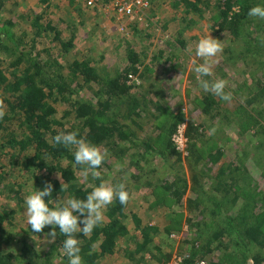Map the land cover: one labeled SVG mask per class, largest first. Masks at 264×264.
<instances>
[{"label":"trees","instance_id":"1","mask_svg":"<svg viewBox=\"0 0 264 264\" xmlns=\"http://www.w3.org/2000/svg\"><path fill=\"white\" fill-rule=\"evenodd\" d=\"M154 1L145 10L148 16L126 22L128 27L124 29L131 37L130 32L140 31L147 40L141 42L145 46L151 44L155 29L162 26L158 18L162 5L170 3L172 19L177 20L179 27L165 39L171 47L165 49L169 54L160 43L153 53L154 58L164 55V68H175V53L189 44L190 37L182 35L183 31L206 14L216 33H226L228 41L235 42L234 57L245 60L264 53V19L248 15V10L260 0ZM99 6L84 3L79 8L73 0H0V104L6 113L0 119V264L68 261L62 248L65 237L58 226L53 240L48 235L51 226L36 233L26 224L24 197L33 186L43 189L50 182L53 201L49 206L54 207L69 195L85 198L93 186L106 180L114 181L113 184L123 182L130 198L142 187L157 192L151 206H164L161 214L166 222L143 223L133 215L131 224L126 220L130 216L126 209L130 198L126 205L114 201L105 210L102 224L90 236L77 233L84 264H101L116 256H122L124 264H167L173 254L169 241L177 242V249L187 242L192 245L174 264H248L249 258L253 264H260L263 257L257 248L264 247V195L250 192L248 168L239 160L228 162L227 156L225 161L222 146L202 153L196 145L201 141L205 121L220 117L218 101L209 94L197 99L193 109L205 118L197 122L192 114L172 111L169 103L138 97L137 91L148 82L150 71L141 67V54L150 51L151 45L138 50L136 38L114 37L119 40L115 45L119 47V66H100L107 63L105 52L79 56V33L88 40L91 36L107 39L106 30L86 22L88 9L99 11ZM61 7L73 15L60 17ZM6 10L11 14L5 15ZM118 22L125 26L124 21ZM163 35H158L159 41ZM226 49L228 52L229 46ZM256 82L245 95L248 98L240 94V104L230 113L226 110L225 116L230 124L236 119L240 130L257 127L258 134L264 133V111L254 114L245 107L263 92L262 84ZM145 121L149 123L147 129ZM181 124L186 139L184 151L178 150L172 140ZM73 130L101 150H108L97 169L100 178L89 174V184L79 179L84 166L74 165V149L53 146L55 135ZM263 141L259 139L256 147L263 146ZM213 171L216 179L206 190L203 179ZM260 173L264 175V167ZM66 182L69 188L64 191L61 184ZM20 219L23 222L17 228ZM185 226L194 231L195 237H181L188 233L183 230ZM16 228H22L20 233ZM174 231L181 233L176 240L170 238ZM29 235L48 239V248L32 246ZM200 240L202 243L197 245ZM229 245L235 251L220 257L212 253ZM54 255L57 261L52 260ZM112 260L108 264L121 263L117 257Z\"/></svg>","mask_w":264,"mask_h":264},{"label":"rangeland","instance_id":"2","mask_svg":"<svg viewBox=\"0 0 264 264\" xmlns=\"http://www.w3.org/2000/svg\"><path fill=\"white\" fill-rule=\"evenodd\" d=\"M70 1V0H68ZM154 1V0H153ZM154 2H157L160 4L161 0H155ZM165 2H169L168 0H165ZM73 4L79 5V8H81L84 4L83 0H73ZM164 4V3H163ZM163 7V8H162ZM162 11L159 15V21L162 23V26L160 24L157 26V28L154 31V36L152 39V43L150 42L145 46L141 40L143 39L145 42L147 41L145 38H143L140 31L137 33H132V37L127 34L126 30L124 28L128 27V25L131 21H134L135 18H125V26L122 27L119 25L118 18L115 17V15H112V11L110 8H108L105 5H100L99 11L95 10L93 8L88 9V18L86 20L88 26H94L97 28H102L106 30V40L102 41L100 38L96 36H91L90 40L85 39L84 35L81 36L79 33L77 41V50L78 54L80 56H89L91 52L94 54V51L100 53L105 52L104 55V61L107 63L100 64V66H107V64H116L119 66L118 63V52L115 45L119 41L118 39H115L117 37H128L129 39L136 38L138 41V50H144L143 48L150 46V51L143 52L144 59L143 63L141 64V67H144V70L149 69L150 71L147 73L149 76L148 82L144 85H140L137 88L139 91L138 97H142V100H150L155 102H161L162 104L169 103L170 108L174 112H183L186 115H193L198 121L202 122L205 121L204 115H200L195 112L193 109L194 105L197 102V99L203 98V96L208 95L218 101V110L220 111V117L208 119L205 121V128L203 129V132L201 134V141L196 143L198 147L202 150V153H205L209 150H212L214 147H218L219 145L222 146L224 149V160L226 161V156L228 159V162L232 161H241L243 162V165H245L248 168L249 177L247 178V182L249 183L248 188L250 189V192L252 193H258V196L264 195V175L260 172L262 171L264 167V145H260V147H256L260 139L263 141L264 139V133L259 132L258 134L255 133L257 130V127L251 128L248 131L240 130L238 125H236L235 120L230 124L226 120V110L228 113L229 111H233L234 108L240 104L241 98L239 97L240 94L242 98L247 99L249 88H251L254 84V82L257 80L259 84H262L263 86V92H260L256 98L249 103V105L245 106L248 110L253 112L254 114H257L260 111H264V53L256 55L257 57H248L245 60L243 59H237L234 57L236 53L235 48V42H232L231 40L228 41L226 33H216L215 29L211 26L212 20L209 19V15H204L201 17L197 22L192 24L190 28H187L183 31V34L185 37L189 38V44H186L183 46V48L175 53L177 55V58H174L172 61L175 64L174 69H168L164 68L162 65V57L164 55H161L160 57L154 58L155 49L157 50V44L160 43L162 46V50L167 51V54H169L168 50H165L168 48V44L165 42L166 37L173 36V33L178 29L177 20L172 19L173 12L171 10L170 3L169 5L165 6L162 5ZM75 8V7H74ZM76 10V9H75ZM11 11L6 10L5 15H10ZM98 14L95 18L93 15ZM148 13H144L143 15H147ZM58 15L60 17H69L73 14L71 11H69L68 8L61 7L58 10ZM148 16V15H147ZM78 17V16H77ZM143 18V17H142ZM97 21V22H96ZM128 22V24H126ZM141 23V21H139ZM163 25H166L164 27ZM178 26V27H177ZM217 26H215L216 28ZM210 32V33H209ZM223 32V31H222ZM120 34L115 35V34ZM208 33L218 40H221L223 44V51L222 53L217 54L216 57L210 58V60L214 61L212 64V75L210 77H200V74L196 73L194 71L195 65H193L192 61L196 60L197 64L204 63V59L201 57H197L195 55L196 45L198 41L207 36ZM163 35L161 40L159 41L158 35ZM114 35V36H113ZM117 36V37H115ZM115 37V38H114ZM151 41V39H150ZM165 43H164V42ZM228 41V42H226ZM229 46L228 52L226 51L227 47ZM165 47V48H164ZM168 49H171L169 46ZM80 52V53H79ZM140 52V51H139ZM166 53V52H165ZM228 54H232V56H227ZM234 54V55H233ZM107 69V68H106ZM209 79V80H215V79H225L227 81L226 85V91H230L233 94V97L231 101H224L221 100L219 97L215 96L211 92H204V90L199 85V79ZM140 82V81H139ZM256 82V83H257ZM263 93V95L260 97V94ZM247 95V96H245ZM239 99H238V98ZM164 99V100H162ZM165 102V103H164ZM253 106V108H251ZM192 110L194 111L193 113ZM230 120V117H229ZM62 121L66 122V118H62ZM145 121L144 127L147 129L149 123ZM228 123V124H227ZM263 123V122H262ZM260 128V125H258ZM212 127L216 128V132L213 135L209 134V129ZM181 130V131H178ZM261 131V129H260ZM172 140L177 146V149L180 151H184L186 148V139L183 136V124L178 126L177 131L172 136ZM264 143V141H263ZM256 147V148H255ZM258 149V150H257ZM200 150V151H201ZM257 150V151H256ZM239 154L237 155V152ZM186 154V152H184ZM256 154V155H255ZM245 156V158L243 157ZM242 157V159H240ZM227 162V163H228ZM237 163V162H235ZM217 170V168L215 169ZM215 171H213L211 175L208 174V176L204 177L203 181L204 187L206 190L209 189L210 186H212V181L215 180L212 175ZM226 175V174H225ZM79 179L82 180V183L89 184V178L85 180L83 178V175L81 174L79 176ZM109 184H113V182L106 180ZM115 183V182H114ZM258 186V188L256 187ZM151 189V188H150ZM148 188H140L138 191L133 193L131 196L128 206L126 207L127 210L130 212V216L127 217V221L132 224L133 215L136 216L140 220V222L146 223L149 222L150 224H158V223H165L166 217L163 216L162 210L164 209V206H151V202L154 200L155 197H157V192L151 191ZM1 202V200H0ZM209 211V209H208ZM206 211L208 214L209 212ZM198 217H201V215H198ZM18 220V219H17ZM134 221V220H133ZM23 222L22 219L19 220V223L17 224V228L21 226V223ZM16 228V229H17ZM23 228V227H22ZM22 228H19L16 230V232H19L22 230ZM183 230L188 233H184L181 237L191 239L192 237H195L194 231H190L186 229V226L183 227ZM20 233V232H19ZM181 233L178 234V232L174 231L173 234H171L172 239L176 240L178 239V236H180ZM29 239V243L33 246L40 245L43 246L41 249L46 250L47 247V241L45 238L39 239L36 237H31ZM202 242L201 240L197 242V245H200ZM177 242L169 241L170 248L173 251V254L170 258V261L167 264H174L181 260V258L186 255L185 252L188 253L189 249L191 248V243L187 242L182 244V249H177ZM195 245V243H194ZM198 247V246H196ZM200 247V246H199ZM258 252L262 258L260 264H264V247L257 248ZM168 251V250H167ZM235 251V249L229 245V247L221 248L220 250H215L212 253H214L217 256H223L226 254V252H232ZM209 255V254H208ZM116 256V255H115ZM53 261H57V256L54 255ZM51 257V258H52ZM121 263L118 264H124L126 263L122 256H116ZM116 257H109L108 260H103L100 263L101 264H108L111 263L113 258ZM59 261V260H58ZM248 264H253V261L249 258ZM151 263V262H149ZM63 264H68V261L64 262ZM196 264H203V262H197ZM224 264H234L230 262H226ZM244 264V263H241Z\"/></svg>","mask_w":264,"mask_h":264},{"label":"clouds","instance_id":"3","mask_svg":"<svg viewBox=\"0 0 264 264\" xmlns=\"http://www.w3.org/2000/svg\"><path fill=\"white\" fill-rule=\"evenodd\" d=\"M248 15L264 19V0L251 7ZM210 33V32H209ZM208 33L201 38L195 50V55L204 59V63L197 64L196 60L192 63L195 65L194 71L200 74V77H210L212 75V64L214 61L210 58L216 57L222 53L223 44L221 40L213 38ZM199 85L204 92H211L224 101H231L232 93L226 91L227 81L225 79H199ZM5 111L0 104V119L5 116ZM216 128L209 129V134L213 135ZM53 146L62 145L69 150H73L74 165H82V175L85 180L89 174L94 179L101 176L99 167L105 161L108 150L101 148L85 138L79 137L78 131L73 130L66 133H59L53 138ZM61 187L67 191L69 184L63 183ZM53 186L49 182L43 189L33 190L24 197V214L27 217V225L36 232H42L45 226H51L48 235L54 240L58 226L59 233L65 238L62 241L64 255L68 258V264H84L81 255V241L77 233L84 236H90L95 228L100 226L104 220V212L107 207L118 200L121 205H126L130 198V193L126 185L121 182L109 184L101 181L99 185L93 186L92 190L87 193L86 197L81 199L75 195H69L66 200L57 201L54 207H50ZM45 197H48L47 201Z\"/></svg>","mask_w":264,"mask_h":264},{"label":"built area","instance_id":"4","mask_svg":"<svg viewBox=\"0 0 264 264\" xmlns=\"http://www.w3.org/2000/svg\"><path fill=\"white\" fill-rule=\"evenodd\" d=\"M83 2L90 7L104 4L111 9L112 15L114 14L120 21H124L125 18L141 17L151 4V0H108V2L104 0H83Z\"/></svg>","mask_w":264,"mask_h":264}]
</instances>
